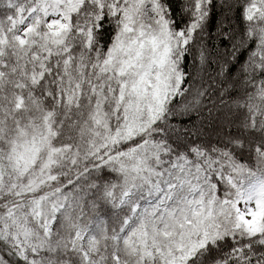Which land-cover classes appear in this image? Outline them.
Wrapping results in <instances>:
<instances>
[{"label":"snow or ice","instance_id":"snow-or-ice-1","mask_svg":"<svg viewBox=\"0 0 264 264\" xmlns=\"http://www.w3.org/2000/svg\"><path fill=\"white\" fill-rule=\"evenodd\" d=\"M0 264H264V0H0Z\"/></svg>","mask_w":264,"mask_h":264}]
</instances>
